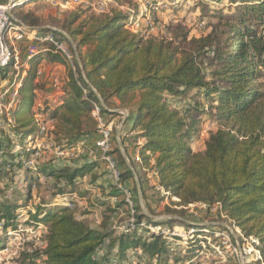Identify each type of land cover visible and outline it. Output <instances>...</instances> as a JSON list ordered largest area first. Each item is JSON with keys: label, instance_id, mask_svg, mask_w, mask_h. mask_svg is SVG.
<instances>
[{"label": "trees", "instance_id": "obj_1", "mask_svg": "<svg viewBox=\"0 0 264 264\" xmlns=\"http://www.w3.org/2000/svg\"><path fill=\"white\" fill-rule=\"evenodd\" d=\"M113 1L115 4L107 11L92 12L83 19L74 13L57 21L75 45L76 52L59 33L75 55V72L50 43L38 45L27 60L26 75L11 111L13 138L0 127V183L4 177L10 182L20 177L23 184L14 189L0 186V250L4 248L1 234L19 225L42 224V245L21 252L17 264H186L189 259L185 250L192 251L204 242V235L212 236V232L196 231L185 240H170L160 233L138 231V226L128 232H115L114 227H107L108 217L97 227L78 218L71 208L75 199L70 206L56 203L58 195L74 193L78 180L102 164L87 155L70 159L53 156L44 162H39V157L30 164L34 149L28 146L27 139L37 132L33 108L38 113L49 111L48 142L69 150L79 141L96 138L90 116L92 102H96L106 119L118 115L113 110L126 109L124 124L131 122L137 131L132 141L142 140L134 146L138 160L132 159L125 146L130 166L114 144L112 153L124 184L137 194L136 175L144 200L147 180L140 168L152 169L158 187L163 189V198H176L172 206L164 208L163 213L170 216L166 220L152 216V206L146 207L151 213H138L140 207L136 204L137 222L163 227L174 223L184 229H197L196 224L187 221L186 207L216 203L218 218L236 228L240 240L251 239L260 257L256 262H264V0H225L238 3L236 13L226 14L223 6L212 8L216 22L210 30L199 37L182 32L178 43L126 29L125 24L132 12H138L140 3ZM202 6L214 7L207 2H202ZM11 13L28 28L42 26V17L32 10L17 7ZM22 42L26 51L30 42ZM43 60L67 68L60 82L61 100L56 105L44 95L41 105L37 104L36 89L42 90L50 77L48 74L43 82L38 80L37 71ZM10 68L12 61L6 70ZM204 115L218 127L209 132L203 149L193 152L189 142L199 133ZM123 132L121 127L122 143ZM14 143L18 150H14ZM39 176L50 178L44 182L49 183L50 201L29 209L30 194L25 193L31 191L34 181L44 184ZM104 176L102 169L92 173L91 180L95 183ZM95 184L106 189L101 198L106 199L101 200L106 206L103 213L125 208L130 216L114 186ZM82 191L80 195L89 189ZM208 228L213 231L214 227ZM217 228L226 230L223 226Z\"/></svg>", "mask_w": 264, "mask_h": 264}, {"label": "rangeland", "instance_id": "obj_2", "mask_svg": "<svg viewBox=\"0 0 264 264\" xmlns=\"http://www.w3.org/2000/svg\"><path fill=\"white\" fill-rule=\"evenodd\" d=\"M12 1L15 3L22 2L21 4L15 5L14 8H21L23 10H32L37 15L42 17V26L39 30L41 31H48L45 30L46 28H50V30H53L56 34L61 37L60 34L64 35V32L60 30L59 24H57L58 20H62L64 18H69L72 16V14L77 13L80 16V19L85 18L92 12L99 13L101 11H107L111 8L112 5L115 4L113 0H7V2ZM141 1V14L142 18L140 20V27L137 29V32H142L145 35L156 37L157 39H163V40H172L174 43H178L180 39V34L182 32H187L188 36H195L199 37L202 35H205L209 30L210 26L216 22V18L213 17L214 12L212 13V8H217L220 6H223L226 8V14H234L236 13V5L238 3L231 4L228 1H222L220 3H214L212 1L207 0H162L163 3H165V6H162V8L154 15L156 17V20L153 21L151 19L150 21L147 20L148 11L145 9V4ZM175 3L174 5H171V8H167L170 3ZM209 3V8H204L202 6V2ZM5 2V3H7ZM167 2V3H166ZM123 9H126L123 7ZM56 20V21H55ZM60 33V34H59ZM23 40L16 41V40H10L8 41V46L11 45L18 51V46L21 45ZM25 44V43H24ZM24 48V46H23ZM20 54V53H19ZM20 59V58H19ZM46 69V68H45ZM67 68L65 67V72ZM59 69H54L48 72L42 70L40 68V73L38 75L39 80L43 81L42 74H47L50 76L47 80V90L45 91L46 94L52 95L56 91L55 89V81L57 75H58ZM264 73V69H263ZM4 79L6 80L7 78ZM3 82V81H2ZM0 82V90H1V84ZM45 86V85H44ZM13 90V88L10 89V93ZM37 90V89H36ZM38 91V90H37ZM36 94H40V91ZM38 98V97H37ZM39 104L41 105L42 98L39 97ZM55 97H52V100H54ZM10 99H7L9 101ZM57 101L56 104H58ZM201 102L203 104H206V101L204 99H201ZM7 104V103H6ZM122 111L118 113V115L114 116L112 119L115 122V129H114V135L116 134L117 128L121 124V117L123 115H127L126 109H116ZM49 112V111H48ZM47 112V114H48ZM123 114V115H122ZM5 118V114L0 111V122H2ZM218 125L214 123L212 119H210L209 116L204 115L202 117L201 122V128L197 135L193 136L190 139L189 145L193 152L199 151L203 149L204 141L207 139L209 132L215 131L217 129ZM121 129V127H120ZM134 136V135H133ZM117 139H121L120 135H118ZM49 141V138L47 136H44V139L41 140V151H42V157L38 159L39 162H44L53 156H55L53 148H45L46 142ZM92 140H88L87 144H92ZM43 142V143H42ZM138 142V141H136ZM142 143V140H140ZM116 143V138L114 140V144ZM113 146L115 147V145ZM138 144V143H137ZM113 147V148H114ZM116 148V147H115ZM132 152V151H131ZM135 153L138 154L137 150H135ZM116 158L118 159V153H116ZM127 159L129 161V158L127 156ZM134 159V155L132 157ZM130 166V161H129ZM104 170V166L101 165L100 168H96L95 172H101V170ZM152 169L147 168H140V173L143 174V178L147 180L146 183V190L147 195L146 198L143 200L140 194H133L135 195L134 200V206L136 204L140 207V210L138 213L144 212L147 214L149 211L146 209L147 205L152 206V216H155L158 219H168V217L163 213L165 206H172L171 202L175 201L176 198H163V189L158 187L156 179L154 178V175L152 174ZM145 172V173H144ZM10 173L7 174V176ZM18 178V177H16ZM20 178V177H19ZM16 179L14 182H10L5 179L0 183V186L4 185L7 187H10L11 189L14 188H20L23 184L20 179ZM90 174H86L83 176L82 179H85V183L87 180H89ZM35 185L34 187H31V191H26L25 196L30 194V198L27 199V204L29 209H33L36 205L40 203H46L49 202L50 198V190L48 189L49 183H44L38 185L37 181H34ZM34 182L31 184L33 185ZM100 184L107 185V180L104 178H100L97 181ZM42 183V182H41ZM132 187V183L129 182ZM107 188V186H106ZM82 190H86L84 186H78L76 185V193L77 195L81 196L83 195L84 198H75V201H73V205L71 208L76 211V214L78 218L82 219L84 222L89 224L92 227H97L98 224H100L103 221L104 217L107 218V227L115 229V232H121L120 228L123 227L127 222V212L125 208H119L114 213H103L106 209V206H103L101 202L106 199L103 198L102 192L95 190V191H87L84 194L80 192H83ZM106 191V189H104ZM99 194V195H97ZM106 194V193H105ZM104 194V196H105ZM162 197V199H161ZM141 198V199H140ZM102 200V201H101ZM58 202H61L58 200ZM115 202V201H112ZM57 203V202H56ZM47 204V203H46ZM53 206V205H50ZM218 205L216 203H212L210 205L203 204V203H193L189 204L186 207V216L188 218L187 221H191L194 225L197 226H213L214 230H219L217 228L218 226H223L226 228V234L228 237L225 236H219L216 237L212 234V236L204 235L206 236V240L204 242H200L199 245H197L193 250L186 251L185 254L188 256V261L186 264L191 263H199V264H264V262L257 263L256 261L259 260V253L254 248L253 242L251 239L246 240H240L238 238V230L236 228L231 227L227 222L223 221L222 219H219L216 211ZM21 212V211H19ZM25 211H22L21 214H24ZM176 218L180 219L181 217L176 216ZM163 233L164 235H170V240H175L176 237H186L187 238V229H184L183 226L174 224L163 227ZM222 230V229H220ZM45 231V227L40 224L38 225H27V226H21L19 225L14 230L7 231L6 234H1L2 238H4V248L0 250V264H17L21 258V252H27L32 247H39L41 246V236L43 232ZM144 236L146 233L143 234ZM202 237V236H201ZM177 243V241H174ZM183 242L180 241L179 244H182ZM184 254V255H185ZM196 254V255H194ZM182 258V257H181ZM134 262H138V259L134 258ZM261 260V259H260ZM169 264H172V262H169Z\"/></svg>", "mask_w": 264, "mask_h": 264}, {"label": "built area", "instance_id": "obj_3", "mask_svg": "<svg viewBox=\"0 0 264 264\" xmlns=\"http://www.w3.org/2000/svg\"><path fill=\"white\" fill-rule=\"evenodd\" d=\"M173 1L172 3H170V5L167 6L168 9L171 8V5L175 4L173 3ZM22 2L15 3L9 1L7 3H0V77L2 72L4 74L3 78L1 79V82H3L1 84L0 90V111L5 114V119L0 122V127L10 138H13L14 136L10 130V127L12 126L11 111L17 101L18 87L21 85L26 75V69L28 67L27 60L36 52L37 46L45 43L52 44L56 48V50L65 57L66 63L69 68L73 72L76 71V64L74 62L75 55L70 51L66 42L61 37H59L58 34H56L54 31H41L36 28H28L24 24L16 21L11 13V10L15 5H18ZM143 2L145 4L146 11H148V21H150L151 19H153V21L156 20V17L154 15L162 8V6L166 5L162 0H144ZM140 8L141 7H139V10L136 14H134L133 12L131 13L129 21L125 24V28L132 32H137V29L141 25L140 20L142 18V11ZM10 40H27L30 42L26 49V60L24 62L20 61L18 51L14 49L13 46H8L7 42ZM11 61L12 68L6 70ZM39 73L40 69L38 68L37 75H39ZM4 76L5 78H7L6 80L4 79ZM54 81L56 91L61 92L62 94V91L60 89L61 79H59V77H56ZM11 88H13V90L10 93L9 91ZM7 99L10 100L7 101ZM34 110L36 112L34 116L37 123V132L35 135L29 136L27 139L28 146H31L34 149L32 153V159L29 162L30 164L34 162V159L42 157L43 155L40 148L42 145L41 140H43L44 136H46V133L50 128L49 124L51 121L48 118L47 112L38 113L35 108H33V111ZM120 112L122 113V111ZM90 116L94 123L96 132V138L92 141L91 145L87 144L88 142L83 140L79 141L73 148L69 150H63L59 145L46 142L47 145L45 148H53L55 156L59 159H70L87 155L92 159H99L101 161V164L104 166L105 179L107 180L108 184H111L120 192L121 197L127 204V208L130 210V216L128 217L126 224L120 228L121 232H128L129 228H136L138 226L140 227L138 231H140L141 229H145L151 233H160L164 237H170L169 234L164 235L163 226L151 224L146 221L137 222V220L135 219L134 195L131 189L124 184L121 175V168L119 167L112 153L114 147L113 138H118L121 126L117 128L116 134L114 135V120L106 119L101 111L100 105L96 102H92ZM123 119L125 120V115L121 117V122ZM18 149V144H15L14 150ZM138 159L139 156L136 158V160ZM38 179L41 182L50 180V178H45L43 176H39ZM34 185L35 184L31 185V187H34ZM75 198H77L75 193L62 194L58 195L56 202L70 206L72 200ZM58 200L61 202H58ZM113 201H115V199H113ZM196 231H201L205 234H209L210 232H212V234L216 237H228L226 234V230L212 231L208 228V226H198L197 229H195L194 226L189 227L187 228L186 236L191 235ZM182 239L185 240L186 237H182Z\"/></svg>", "mask_w": 264, "mask_h": 264}, {"label": "crops", "instance_id": "obj_4", "mask_svg": "<svg viewBox=\"0 0 264 264\" xmlns=\"http://www.w3.org/2000/svg\"><path fill=\"white\" fill-rule=\"evenodd\" d=\"M139 1V3H141V1L142 0H138ZM27 41V40H26ZM24 43H21V45H19L18 46V53H20L19 54V58H20V61H22V62H24L25 60H26V51H25V45H23ZM23 46H24V48H23ZM44 69V71H46L47 72V74H48V72L49 71H51V70H54V69H59V71H58V75H57V77H59V79H64V77H65V75H66V72H65V66L64 65H62V64H60V63H50L49 61H47V60H43L42 62H41V64L39 65V69ZM46 68V69H45ZM47 74L45 75V74H42V76H40V77H42V79H45L46 78V76H47ZM3 77H0V82H1V79H2ZM39 80V79H38ZM40 81V80H39ZM41 82V81H40ZM43 82V81H42ZM48 86H47V84H45V86H44V88L42 89V90H40V89H38V91L36 90V93L37 92H39L40 91V94L38 95L37 94V104H39V97L41 98V96L42 95H44V98H48L49 100H50V103L52 104V105H56V102L57 101H60L61 100V92H55L54 94H52V95H48V94H46L45 93V91L48 89L47 88ZM52 97H55V99L54 100H52ZM41 102V101H40ZM121 127H123L124 128V132H123V140H124V143H122V141H121V139H117L116 138V143H117V147H118V149H119V152H120V154H121V156H122V158H123V160H124V162H125V164L127 165V166H129V161H128V159H127V154H126V150H125V146L127 147V150H128V154L131 156V157H133V155H134V159L136 160V158L138 157V154L137 153H135V150H136V148L134 147L137 143L138 144H141V142H140V140L141 139H139L138 140V142H133L132 140H133V135L137 132V131H135V130H133L132 129V124H131V122H126L125 124H124V122H123V124L121 125ZM88 140H94L93 138H90V139H86L85 141H87L88 142ZM91 141V142H92ZM132 151V152H131ZM127 159V160H126ZM128 163H127V162ZM96 169V168H95ZM94 169V170H95ZM95 171H93V172H90V173H88V174H90V178H89V180H87V182H86V184H84L85 183V179H82V178H80L79 179V181H78V186L80 185H82V186H84L85 187V189H89V191H95V190H98V191H101L102 192V195L106 192V191H104V190H102L101 188H97V187H95V183L98 181V179H100V178H98V179H96V182L94 183L93 182V180H91V176H92V173H94ZM87 174V173H86ZM86 174H84V175H86ZM152 174L154 175V178H155V173H154V171H152ZM102 178H104L105 179V176L104 177H102ZM156 179V178H155ZM134 182H135V186H136V191H137V194H140V186H139V184H138V179H137V176L135 175L134 176ZM98 183V182H97ZM102 185H104L105 187H106V185L105 184H102ZM97 186V185H96ZM75 194H76V196H77V198L79 199V198H84L83 196H79V195H77V193H76V191L74 192ZM97 195H99V194H97ZM192 223V222H191Z\"/></svg>", "mask_w": 264, "mask_h": 264}, {"label": "water", "instance_id": "obj_5", "mask_svg": "<svg viewBox=\"0 0 264 264\" xmlns=\"http://www.w3.org/2000/svg\"><path fill=\"white\" fill-rule=\"evenodd\" d=\"M23 3V2H22ZM21 4V3H20ZM64 36L69 40V42H70V44H71V46H72V48H73V50L76 52V49H75V45H74V43L70 40V38L68 37V35L67 34H65L64 33ZM81 69V71H82V68H80ZM114 112H116V113H119L120 112V110H113ZM123 122H124V119L122 120V122H121V124H120V126L123 124ZM127 160V159H126ZM127 162V161H126ZM128 163V162H127ZM191 225H194L193 223H191V222H189Z\"/></svg>", "mask_w": 264, "mask_h": 264}]
</instances>
